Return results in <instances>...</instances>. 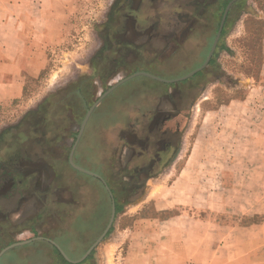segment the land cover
I'll use <instances>...</instances> for the list:
<instances>
[{
  "label": "crops",
  "instance_id": "0c3cea01",
  "mask_svg": "<svg viewBox=\"0 0 264 264\" xmlns=\"http://www.w3.org/2000/svg\"><path fill=\"white\" fill-rule=\"evenodd\" d=\"M139 1L143 8L145 0ZM245 3L191 0L189 13L176 17L181 34H171H191L203 20L219 26L218 33L225 17L221 37L237 51L238 62L226 47L204 71L184 81L141 71L148 75L135 79L146 80L148 85L141 87L152 96L141 107L129 103L124 108L123 102L131 99L111 100V92L95 107L78 141L89 110L82 114L67 106V118L63 99L61 114L46 112L43 133L36 130L43 121L36 120L34 130L12 142L30 112L37 117L45 102L50 106L52 96L71 89L86 71L84 56L72 66L54 62L68 56L71 43L79 40L76 27L88 6L87 0H0V122H17L0 132V254L9 248L0 264H264V35L263 59H255V50L247 56L248 42H256L252 20L264 25V15L243 12ZM138 7L137 3L127 10L138 13ZM239 9L242 13L235 19ZM126 17L127 48L133 53L163 34L157 28L163 25L159 19L151 17L148 29L141 27L137 15ZM239 29L241 34L234 36ZM217 33L207 39L205 61ZM212 69L236 75L238 84L230 88L220 78L205 80L201 91L193 94L192 114L182 132L185 86L204 79ZM97 86L100 94L101 85ZM197 111L201 120L194 126L188 167L170 184L176 191L171 194L173 206L181 210L166 220L163 211L169 199L154 198L150 187L171 171V162L153 173L151 154L165 151L173 128L182 137ZM155 112L163 116L169 136L147 133L148 125L154 128ZM201 133L205 136L200 144ZM31 141H36L37 150L29 148ZM181 148L176 145L168 152L178 155ZM72 154L80 169L71 163ZM203 176L207 188L201 193ZM216 183L222 189L211 191ZM230 185L241 188L231 190ZM141 190L136 198H125L127 192ZM113 202L117 219L107 232ZM152 205L155 211L149 213ZM129 212L143 215L135 221ZM144 222L151 226L140 229ZM139 235L145 240H138Z\"/></svg>",
  "mask_w": 264,
  "mask_h": 264
},
{
  "label": "rangeland",
  "instance_id": "374dc122",
  "mask_svg": "<svg viewBox=\"0 0 264 264\" xmlns=\"http://www.w3.org/2000/svg\"><path fill=\"white\" fill-rule=\"evenodd\" d=\"M110 1L111 0H87L88 7L85 10V17H79L80 26L76 27V29H79L80 31L79 40L71 43L68 56L61 55L60 58H55V65L64 64L66 67L68 63H70L72 66V62H74L76 65L78 61H81V58L79 59L78 57L84 56L86 70L84 74H82L81 77L76 80L77 82L75 83V85H73L72 87L70 86L71 89H69L68 91H64V93L61 94V97L56 96L54 99H52L50 101V106L49 104L42 106L41 109L36 113L38 115L37 117L33 115V112H30L25 118L21 127L16 128L17 133L14 135L12 142H17L18 140H20L21 134H25L29 130H34L36 120H38V124L43 121V124L39 125L38 128H36V130L39 131V134L41 132L43 133L45 131L44 116L46 112H48L49 110V112H51L52 114H61L63 111L60 110L61 106L59 104L62 103V99L66 100V108L64 109L67 118L69 117V113H71V110L67 106L72 107V109L74 110L77 109L80 113L84 114L86 112V108H83L84 100L87 101L91 107L109 88L118 84L120 81L129 77L133 73L142 71L143 68H146V71H151L158 74V68L156 69L155 67H158L157 64L160 63L162 66L160 65L159 68V76L167 78L173 77L175 75L178 76L186 72L189 74L197 67H201V65L204 63L205 59L204 61L202 60V62L201 56L205 54L206 51H209L210 45L209 47H207V39H209V37L211 36H214L216 26H213L210 23L205 24V20H203L204 22H201V24H196L197 26H195V29L191 34L187 33L183 36H180L179 34L177 35L175 33V35H171L174 32L180 33L182 25H177L176 17L178 16L179 12L183 14L189 13L188 10L186 12V6L187 3L191 0H145L146 4L143 6V8L140 7L142 6L141 2L137 0L138 6L140 7H138V13H136L135 10H127V8L130 9L133 6L135 7V5L137 6L136 0H115L113 9L110 10V15L107 16V13L110 9L107 7L110 5ZM95 5L98 8H96ZM239 10H235L232 17L236 19L238 15L242 13L241 10ZM246 11L257 17L263 16L264 0H246V3L243 7V12ZM127 13H130L131 15H137V21L143 28H147L148 26V29L151 28V17H153V19L155 20L159 19V23L163 24L161 27H157L158 29H161V31L164 30L162 31L163 34L154 36L150 47H142V49L138 51V53L147 61L143 67H141L142 62L140 61V59H138V61L136 62V59L132 60L130 58L128 60L127 58V56L129 55L128 53L133 52L132 50H130V48H126L127 46L124 44L125 42H128V23L126 17ZM252 21V29L255 33L256 42H248L247 54L249 55L247 56L250 57L249 52L255 50V54H253V56H255L256 60L260 61L261 58L263 59L264 25H259L256 21ZM75 23H78L77 19H75ZM166 25L170 27L171 31L168 29V27H165ZM249 25L251 26V21ZM173 28L175 29V31H172ZM240 34L241 30L239 29L234 34V36H239ZM226 38V36L220 38L215 54L220 51V49L218 48L221 47V44L223 45L224 43L225 45L227 43L225 40ZM229 50L231 51L230 54H233L232 56L235 58V63L238 62L237 51L231 49ZM97 51H99L98 54H96ZM95 57L97 58L98 62H95ZM219 57L220 53H218L216 59H218ZM74 59L75 61H73ZM61 61H63V63H61ZM198 61L199 65H197L196 67L195 65L198 64ZM70 70H72L71 67ZM72 74L73 73H71L69 76H71ZM100 76L104 77L103 82H100ZM216 78H220L230 88H235V86L238 84V77L236 75L226 76V74L221 72V70L219 69L208 70L204 79L192 81L190 83L188 82L184 89V91L186 90L184 96H186L187 99L183 104V116L181 118L182 132L186 128L192 114V111L190 109L192 97H194L193 94L199 93L205 86L206 81H210ZM97 85H101L102 90L99 89V91L101 90L100 94L97 91ZM147 85L148 82L146 80L135 79L133 82L131 81L129 83H126L125 85H122L117 91L111 94L110 98L111 100H116L117 102L122 99H131V101L127 103L123 102L125 104H122L124 108L131 105H140L141 107V104L147 103L150 99H152V96H149L147 95V93L143 92V87H141ZM190 87L192 89L195 88V91L193 93L191 92ZM77 88H81L82 91L77 92ZM132 101H134V103ZM200 120L201 115L198 114L197 111L195 116L193 117L192 123L190 124V128L183 133L182 137L179 135V133L177 134L175 132V129L173 128V140L178 143L177 149L180 146L182 147L180 149L181 152L178 153V155L177 153L173 152L165 156L164 162H171V171L169 170L167 174H164L160 178L155 180L150 187L151 195L154 198L161 197L162 199H169L168 203L166 202L167 208H165L163 211V217L166 220L175 216L181 210L180 208L173 206V203L175 202L172 201V195H176V191L170 189V184L174 180H176L177 177H180L178 175L182 168L188 167L192 149L191 147L196 136L194 126L196 125V123L199 124ZM12 124L16 126L17 122H0V132L8 127L12 128ZM204 136L205 133H201V136L199 137L200 144L202 141H204ZM40 141L41 140H39V142ZM35 143L36 141H31L30 143H28V146L32 149V151L37 150ZM174 149H176V147ZM164 164L165 163L161 164L160 166H156V169L153 171V173H158L160 171L159 168H162L161 166H163ZM206 178L207 177L203 176V183L201 187L198 188L201 193H204L205 189L207 188V186L204 185V183H206L207 181ZM208 188L211 189V186L208 185ZM227 188L231 190H237L241 187L230 185ZM221 189L222 187L218 186V184L216 183L211 191L215 190V192H218L217 190ZM142 190L135 192V194H130L129 191L127 192L128 194L126 195V197L125 195H121V197H125L127 199L136 198L137 196H139V194H141ZM183 191H185V188L182 187L179 192L183 194ZM121 203L124 204V202ZM154 209V205H152L149 210L147 209V211L151 213L155 211ZM129 213L130 214H128V217L134 219L135 221L138 220L139 217L141 218V216L143 215L141 212H139L138 214L135 212ZM131 214H133L134 216H129ZM139 225L141 226L140 229H142V227L146 228L147 226H151V224L147 222L140 223ZM154 228H156V225L154 226ZM146 236L147 238L149 237L148 235ZM172 236L174 237L173 234ZM138 240L145 239H142V236L139 235ZM167 252L171 251L169 250Z\"/></svg>",
  "mask_w": 264,
  "mask_h": 264
},
{
  "label": "flooded vegetation",
  "instance_id": "af4514ba",
  "mask_svg": "<svg viewBox=\"0 0 264 264\" xmlns=\"http://www.w3.org/2000/svg\"><path fill=\"white\" fill-rule=\"evenodd\" d=\"M135 1V0H134ZM127 41H128V39H127ZM129 42V41H128ZM128 42H125L124 44L126 45V46H128V45H130V43H128ZM124 45V46H125ZM218 47V46H217ZM127 48V47H126ZM138 49V48H137ZM130 50H132V49H130ZM135 50V49H134ZM133 51V50H132ZM129 55L127 56V58H128V60L131 58L132 60H135L136 62L138 61V59H140V61L142 62L141 63V67H143L144 66V64L147 62L146 61V59H144L143 58V56H141L139 53H137V54H134L133 52H129L128 53ZM215 54V53H214ZM139 57H142V58H139ZM212 59H214V55H213V57H212ZM211 59V60H212ZM156 64V63H155ZM159 65H161L160 63L157 65L158 67V70H159V68H160V66ZM203 65V64H202ZM201 65V66H202ZM156 66V65H155ZM146 67V66H145ZM197 68H199V67H197ZM196 68V69H197ZM146 70V68H143V70L142 71H145ZM202 71H204V69L202 70ZM202 71H200V72H198V73H201ZM139 72H141V71H138V72H135V73H133L132 75H130V76H133V75H135V74H138ZM158 74L157 75H159L160 74V71H158L157 72ZM197 73V74H198ZM196 75V74H195ZM194 75V76H195ZM129 76V77H130ZM138 77H142V78H144V76H142V75H138V76H136V77H134V78H132V79H130V80H128V81H126L127 83L128 82H130L131 80H133V79H135V78H138ZM157 77H160V76H157ZM128 78V77H127ZM126 79V78H125ZM100 80L103 82L104 81V77H102V76H100ZM124 80V79H123ZM121 82V81H120ZM125 82V83H126ZM124 84V83H123ZM123 84H121L120 86H118L115 90H114V92L115 91H117ZM112 88V87H111ZM111 88H109V89H111ZM108 89V90H109ZM107 90V91H108ZM106 91V92H107ZM105 92V93H106ZM113 92V93H114ZM112 93V94H113ZM103 96V95H102ZM182 96V95H181ZM101 98V97H100ZM97 102V101H96ZM95 102V103H96ZM93 106V105H92ZM91 108V107H90ZM88 110H90V109H88ZM163 119V116H161V115H159L157 112H155L154 114H153V118L151 119L152 120V126H154V128H153V130H150V126L148 125L146 128H147V133H149L150 135H155V137L157 136V135H159V134H167L168 136L170 135V130L168 129V128H166V122H164V123H162L161 122V120ZM160 140H161V138L160 137H157V138H155V142H160ZM167 146H165V153L166 152H168V150L169 149H174L175 147H176V145H177V142H175L174 140H173V133H172V138H169L168 140H167V144H166ZM149 149V148H148ZM163 151H162V153H152L151 154V156H152V163H151V165H150V170H152V172L156 169V166H159V165H161V164H163V163H165L164 162V160H165V156L166 155H168L169 154V152L168 153H164ZM163 154V155H162ZM171 154V153H170ZM162 159V160H161ZM163 161V162H162Z\"/></svg>",
  "mask_w": 264,
  "mask_h": 264
},
{
  "label": "water",
  "instance_id": "95a60500",
  "mask_svg": "<svg viewBox=\"0 0 264 264\" xmlns=\"http://www.w3.org/2000/svg\"><path fill=\"white\" fill-rule=\"evenodd\" d=\"M227 12H228V10L226 11V13H227ZM224 21H225V17H224V19H223V22H222V25H221V27H220V30H219V32L217 33L216 37H215V40H214V42H213V46H212V48H211V51H210V53H209V55H208L206 61L203 63V65H202L201 67L195 69L194 71H192V72L189 73L188 75H186V76H184V77H182V78L177 79L176 81H184V80H187V79L190 78V77H193L195 74H197L198 72L202 71V70H203V69L209 64V62L211 61V59H212V57H213V55H214V53H215V51H216V49H217V46H218V44H219V41H220V38H221V33H222V30H223V27H224ZM138 75H148V74H145V73H138V74H135V75H133V76H130V77H128V78L122 80V81L119 82L118 84L114 85L111 89H109L106 93H104L103 96H101V98L99 99V101H97V102L94 104V106L89 110V112H88V114H87V116H86V119H85V121H84V124H83V127H82V131H81V133H80V135H79L78 141L80 140V138H81V136H82V134H83V132H84V130H85V127H86V125H87V122H88V120H89L91 114L93 113L95 107L100 103V101H102V99H104V98H105L106 96H108L111 92H113L118 86H120L121 84L125 83L126 81H128V80H130V79H132V78H134V77H136V76H138ZM149 76H151V75H149ZM151 77L156 78L155 76H151ZM71 163L74 165V167H76L77 169H80V168H79L78 166H76V165L74 164V162H73V154H72V156H71ZM115 218H116V204H115V202H113L112 218H111V223H110V225H109V228L107 229V232H108V230L111 228L112 224L114 223ZM105 235H106V233H105V234L99 239V241H98L97 243L101 242V241L104 239ZM7 250H9V248L6 249V250H4V251L0 254V256H1L2 254H4Z\"/></svg>",
  "mask_w": 264,
  "mask_h": 264
},
{
  "label": "trees",
  "instance_id": "16d2710c",
  "mask_svg": "<svg viewBox=\"0 0 264 264\" xmlns=\"http://www.w3.org/2000/svg\"><path fill=\"white\" fill-rule=\"evenodd\" d=\"M208 21H209V20H208ZM209 22H210V21H209ZM218 28H219V26L216 27L215 34L217 33ZM209 45H210V42H208L207 47H209ZM222 49H223V50L226 49V46L224 45V43H223V45L221 44L220 50H222ZM206 52H207V51H206ZM217 56H218V53L215 54V57H214V59H213L214 61H215V59H216ZM204 59H205V54L201 56V61H202V60L204 61ZM201 61H200V62H201ZM203 61H202V62H203ZM197 63H198V64L195 65L196 67H197V65H199V61H198ZM162 64H163V63H162ZM159 66H160V65H159ZM161 66H162V65H161ZM196 67H195V68H196ZM189 72H190V71H189ZM186 74H188V73L186 72V73H182L181 75H178V76L175 75V76H173V77H167V78L175 79V78H178V77H180V76H184V75H186ZM81 91H82L81 88H77V92H81ZM62 93H64V92H59L58 94H56V95H54V96H52V97H53V98H55L56 96H57V97H61V96H62V95H61ZM52 97H51V99H52ZM62 100H63V99H62ZM47 104H48V101L45 102V104H43V106H44V105H47ZM83 104L85 105V108L88 110L89 107H90L89 103H88L87 101L84 100ZM117 209L120 210V208H118V207H117Z\"/></svg>",
  "mask_w": 264,
  "mask_h": 264
}]
</instances>
